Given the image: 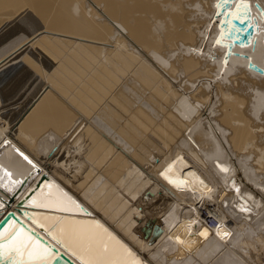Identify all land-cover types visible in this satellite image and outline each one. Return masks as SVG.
<instances>
[{
  "label": "bare ground",
  "instance_id": "1",
  "mask_svg": "<svg viewBox=\"0 0 264 264\" xmlns=\"http://www.w3.org/2000/svg\"><path fill=\"white\" fill-rule=\"evenodd\" d=\"M9 67L42 86L0 97V216L80 264H264V0H0Z\"/></svg>",
  "mask_w": 264,
  "mask_h": 264
},
{
  "label": "water",
  "instance_id": "2",
  "mask_svg": "<svg viewBox=\"0 0 264 264\" xmlns=\"http://www.w3.org/2000/svg\"><path fill=\"white\" fill-rule=\"evenodd\" d=\"M234 22H236L238 26L244 28V30H234L238 36V38H235L236 42L240 37L244 39L248 31H253L252 25L247 24L245 19L239 20L234 18ZM256 70L262 71L261 67L256 68ZM33 210L34 209L31 208L16 206L15 208H9L3 212L0 216V244L12 246L17 232L23 230L24 236L21 238L23 243H17L16 247L21 249L25 259H27L33 247L39 252L44 245H48L56 254L54 257V264H80L79 261L71 257L72 255L70 256L67 251H64V246L56 239H53L49 231L45 232L41 225L29 218V213ZM203 228L204 226L202 229ZM29 233L32 234V239H28ZM5 251L8 252V249H5ZM14 258L19 259L15 252H8V254L0 256V264H13ZM34 264H40V262L35 261Z\"/></svg>",
  "mask_w": 264,
  "mask_h": 264
},
{
  "label": "snow or ice",
  "instance_id": "3",
  "mask_svg": "<svg viewBox=\"0 0 264 264\" xmlns=\"http://www.w3.org/2000/svg\"><path fill=\"white\" fill-rule=\"evenodd\" d=\"M235 18L239 19V16L237 15ZM41 227L43 228V225H41ZM57 233L58 236L54 235L53 239H57L59 237L62 243H65L69 248L74 249V254H76V251H92L90 238L82 232L75 229L69 232L66 228L60 227L57 229ZM23 236L24 232L23 230H20L17 232L12 246L0 244V256H4L8 254V252H15L19 259L14 258L13 264H34L35 261H39L40 264H54V257L56 254L48 245H44L39 252H37L35 247H33V249L29 252L27 259H25L22 255L21 249L16 247L17 243H23L21 239ZM32 238V234L29 233L28 239ZM5 249H8V252H6ZM86 264H99V262L88 261ZM106 264H120V262L111 261L106 262ZM123 264H127V262H123Z\"/></svg>",
  "mask_w": 264,
  "mask_h": 264
},
{
  "label": "rangeland",
  "instance_id": "4",
  "mask_svg": "<svg viewBox=\"0 0 264 264\" xmlns=\"http://www.w3.org/2000/svg\"><path fill=\"white\" fill-rule=\"evenodd\" d=\"M11 66H12V65H11ZM9 69H10V71L12 70V68L9 67V68H7V70H6L5 72H8ZM14 72H15V71H13V70L11 71V73L9 72L11 75L8 74V76H7L6 78L3 76V77L5 78V79L3 78V79H4V82H3V83H1L2 81L0 82V89H2V90H0V93H3V94H0V97H1V99H2V101H3L2 103H3V104L5 103V105H6V104L13 105L14 102H15V101L13 102V100H14L15 97H17V100H18V101H19V100H23L24 97H25L24 100H26L27 98H28V99L31 98L30 96H32V95L36 92V90H38V89L42 86L41 81H39V78H35L34 76L30 75V73L27 74L28 76L26 75V76H27V79L23 80V83L15 84V85H16V86H15L14 83H13V79L11 80L12 73H14ZM5 75H6V74H5ZM9 76H10V77H9ZM26 76H25V78H26ZM8 77H9L10 79H9ZM31 78L33 79L34 82L31 81V80H32ZM6 80H8V81L11 80V81L8 82V81H6ZM27 80H28V81H31V82H33V83L31 84V82H29V83H30V85H29V83H28ZM25 82H26V83H25ZM37 82H38V83H37ZM5 83H6V84H5ZM34 83H36V84H34ZM39 83H40V84H39ZM2 84H4V85H2ZM7 84H8V85H7ZM9 84L11 85V87H10L11 89H8V91H9V92H8L7 90H4V89H5V86H6V85H7L6 87L8 88V87H9ZM12 84H13V85H12ZM21 85H22V88H21ZM27 85H28V86H27ZM32 85H33V86H32ZM38 85H39V86L41 85V86L39 87ZM1 86H2V87H1ZM13 86H15V87H13ZM26 86H27L28 88H27ZM3 87H4V89H3ZM12 87H13V88H12ZM23 87H24V88H23ZM25 87H26V88H25ZM31 87H32V90H31ZM33 87H34V88H33ZM14 88H16L15 91H14ZM37 88H38V89H37ZM17 89H19V90L17 91ZM20 89H21L22 91H21ZM24 89H26V90H24ZM28 90H30L31 92H30V91L28 92ZM5 91H6V92H5ZM13 91H14V92H13ZM24 91H25V92H24ZM26 91H27V92H26ZM34 91H35V92H34ZM18 92H19L20 94H19ZM21 92H23V93H22L23 95L21 94ZM6 93H7L8 95H6ZM14 93H16L17 95L14 94ZM27 93H28V95H26ZM31 93H32V94H31ZM24 94H25L26 96H25ZM3 95H4V96H3ZM5 95H6V96H5ZM10 95H11V96H10ZM15 95H16V96H15ZM21 95L24 96V97L21 98ZM29 95H30V96H29ZM12 96H13V97H12ZM27 96H28V97H27ZM11 97H12V98H11ZM26 97H27V98H26ZM4 98H5V99H4ZM6 99H7V101H5ZM8 99H9V100H8ZM10 99H11V100L13 99V100L11 101ZM28 99H27V100H28ZM8 101H9V103H8ZM10 102H11V103L13 102V103L11 104ZM3 104H2V107H3V109H4L5 114H6V111L9 110L8 113L6 114L7 117H8V119H9V117H10V118L13 117V115H12V113H11L12 111H10L12 108H11L9 105H6V107H5V106H3ZM14 105H15V104H14ZM2 107H1V108H2ZM7 108H8V109H7ZM10 108H11V109H10ZM6 109H7V110H6ZM10 113H11V114H10ZM8 114H10V115L8 116ZM252 119H253V118H252ZM156 150H158V151H156ZM154 151H155L158 155H159V153H160V155H161V153L163 154V152H164V151H162V150H160V149H155V148H154ZM160 151H161V152H160ZM203 211H205V209H203Z\"/></svg>",
  "mask_w": 264,
  "mask_h": 264
},
{
  "label": "built area",
  "instance_id": "5",
  "mask_svg": "<svg viewBox=\"0 0 264 264\" xmlns=\"http://www.w3.org/2000/svg\"><path fill=\"white\" fill-rule=\"evenodd\" d=\"M199 215L204 217L207 215L206 211L203 212H199ZM212 215V214H211ZM209 218V222L205 221V219L203 218L202 221H204L208 226L212 227V226H216L218 224V220L217 217L212 216H208Z\"/></svg>",
  "mask_w": 264,
  "mask_h": 264
}]
</instances>
